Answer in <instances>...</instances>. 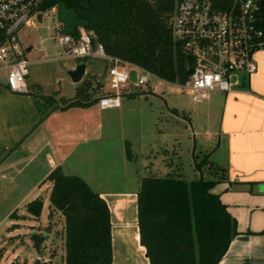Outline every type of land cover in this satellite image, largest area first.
I'll use <instances>...</instances> for the list:
<instances>
[{
	"label": "trees",
	"instance_id": "trees-1",
	"mask_svg": "<svg viewBox=\"0 0 264 264\" xmlns=\"http://www.w3.org/2000/svg\"><path fill=\"white\" fill-rule=\"evenodd\" d=\"M51 7H55L61 33L77 36L80 28L91 30L95 35L92 45L101 43L108 56L141 67L168 82L186 80L191 58L173 40L168 23L174 0H44L41 4L42 9ZM102 87L100 81L92 87L89 79H82L75 86L74 95L61 97L59 103L54 95H42L38 99L30 94L42 120L56 109L97 104L105 91L98 96L93 93ZM128 95L133 97L134 93ZM125 155L132 158L128 142H125ZM207 160L208 155L200 162L194 160L195 170L200 171ZM209 166L214 171L211 178H205L201 171L192 180L169 174L140 178L137 225L139 242L149 264H217L237 235L235 218L219 195L211 191L225 178L224 170L212 163ZM46 178L51 181L49 217L54 212L62 217L60 264H110L113 260L111 221L105 199L83 178L65 174L59 166ZM42 206L38 196L24 207L29 216L38 217ZM16 216L15 211L8 215Z\"/></svg>",
	"mask_w": 264,
	"mask_h": 264
},
{
	"label": "crops",
	"instance_id": "crops-1",
	"mask_svg": "<svg viewBox=\"0 0 264 264\" xmlns=\"http://www.w3.org/2000/svg\"><path fill=\"white\" fill-rule=\"evenodd\" d=\"M254 59L257 69L240 87L212 91L217 93L209 106L216 119L205 123L213 134L207 142L216 143L211 155L216 152V166L225 173L211 191L235 218L238 232L217 264H264V48L255 51ZM31 92L29 84L26 92H14L0 82V179L8 177L2 187L17 190L7 216L34 197L48 173L59 166L63 173L83 178L105 199L111 221L110 264H149L137 242L136 199L139 180L145 176L141 167L150 165L155 150L151 143L143 160H138L126 136L118 137L124 147L117 141L110 144L114 151H101V108L94 109V104L56 109L41 120ZM192 129L195 136L193 122ZM110 139L105 136L102 141ZM125 142L131 159L125 155ZM156 148L167 150L164 143ZM21 176L28 178L29 186L20 182Z\"/></svg>",
	"mask_w": 264,
	"mask_h": 264
},
{
	"label": "rangeland",
	"instance_id": "rangeland-1",
	"mask_svg": "<svg viewBox=\"0 0 264 264\" xmlns=\"http://www.w3.org/2000/svg\"><path fill=\"white\" fill-rule=\"evenodd\" d=\"M48 14L36 20L34 26H25L19 32L23 46L26 48L31 46L24 54L29 61L25 81L31 85L33 95L38 99H41L42 95H54L57 103L61 97L71 98L77 83L72 81L69 71L78 63L84 62L85 73L82 79H89L92 87H95L98 81L103 83V87L93 93V96H98L106 90L110 62L94 56H87L84 59L57 57L56 55L63 53L54 39L60 33L54 28L56 16L53 12ZM46 54L49 59H45ZM4 81L5 72L0 70V82ZM125 91L119 107L101 109L99 112L101 151H114V145L110 144L117 141L124 147L123 141H119L118 137L126 136L132 140L131 148L138 153L136 154L138 160H143L150 153L147 145L149 141L155 150L150 156V163L147 162L150 165L141 167L140 172H144L145 175L169 174L192 180L199 177L201 171L205 178H211L214 171L209 164L216 165L214 160L216 152L211 155L216 143L207 142L208 139H212L213 134L212 129L205 123L206 119L209 121L216 119V113L211 111L209 103L212 94L217 92H210L207 99L196 101L188 89L181 88L176 82H168L152 75L148 76V82L144 85L140 87L130 85ZM128 92L134 93V96H127ZM94 107L100 109L97 104ZM192 122L196 131L195 136ZM105 136L111 139L104 143L102 140ZM194 139L195 151L192 155ZM162 143L167 148L163 152L156 148ZM204 155H208L207 162L201 165L200 171L195 170L194 160L200 162ZM218 175L219 173L216 174ZM8 179V177L0 179V264H34L35 260L47 255L45 248L49 243L44 241L40 248L41 252L38 253L33 247L31 235L50 227L62 229V217L59 212H54L52 218L49 217L48 196L51 181L46 179L41 183L40 189L35 191L36 195L27 199L30 201L36 196L41 197L43 206L38 217L29 216L25 211V205L21 203L13 209L17 216L9 218L6 212L13 208L17 190L2 187L7 184ZM20 180L29 186L27 177L21 176ZM58 232L50 244L54 253L51 255L53 262L58 261L60 253H63V246L59 247ZM137 242L139 243L138 230Z\"/></svg>",
	"mask_w": 264,
	"mask_h": 264
},
{
	"label": "built area",
	"instance_id": "built-area-1",
	"mask_svg": "<svg viewBox=\"0 0 264 264\" xmlns=\"http://www.w3.org/2000/svg\"><path fill=\"white\" fill-rule=\"evenodd\" d=\"M43 1L0 0V70L5 72V85L10 91H27L25 77L29 61L24 54L31 46H23L20 30L34 26L35 21L43 15L48 16V12L56 16L55 7L41 8ZM262 4L263 0H174L168 18L172 37L181 51L191 58L187 69L191 71L184 82L177 84L188 89L194 100H204L212 91L230 92L256 71L254 53L264 48ZM54 28L60 33L54 38L56 45L63 50L57 57L94 56L110 62L105 94L97 102L101 109L119 107L127 86L140 87L148 82L149 75L154 76L141 67L108 56L99 42L93 46L95 35L91 30L80 28L77 36L63 34L57 21ZM45 59H49L47 54ZM131 70L135 71V81L130 78ZM57 232L61 248L62 229L50 227L40 232L45 233L40 248L44 241L49 245L45 248L47 255L41 256L39 263L56 262L51 259L50 244Z\"/></svg>",
	"mask_w": 264,
	"mask_h": 264
},
{
	"label": "water",
	"instance_id": "water-1",
	"mask_svg": "<svg viewBox=\"0 0 264 264\" xmlns=\"http://www.w3.org/2000/svg\"><path fill=\"white\" fill-rule=\"evenodd\" d=\"M30 48H27V51H29ZM191 71V69L187 70V74ZM85 73V64L80 62L76 65V67L72 70L69 71V76L71 77L72 81L75 83L80 82V80L82 79L83 75ZM130 78L132 81H135V71L131 70L130 71ZM264 188V187H263ZM45 238V233H33L31 235V240L33 243V247L34 249H36V251L38 253H40V245L43 242ZM34 264H39L38 259L35 260Z\"/></svg>",
	"mask_w": 264,
	"mask_h": 264
}]
</instances>
